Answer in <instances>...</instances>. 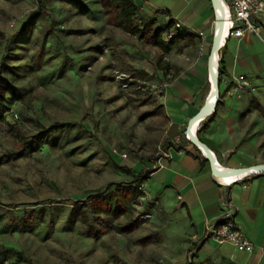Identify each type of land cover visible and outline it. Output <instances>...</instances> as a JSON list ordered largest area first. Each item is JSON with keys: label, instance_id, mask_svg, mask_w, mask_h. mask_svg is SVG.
<instances>
[{"label": "rangeland", "instance_id": "374dc122", "mask_svg": "<svg viewBox=\"0 0 264 264\" xmlns=\"http://www.w3.org/2000/svg\"><path fill=\"white\" fill-rule=\"evenodd\" d=\"M131 1L136 26L166 28V42L180 37L168 55L114 28L109 0H0V264H223L180 199L171 202L170 188L154 186L165 172L150 180L155 171L139 152L119 159L130 146L167 152L169 141L182 139L184 121L171 128L186 115L171 112L165 98L171 90L180 104L193 84L186 107L199 111L210 46L206 38L201 47L198 33L208 27L197 23L210 14L192 7L174 17L161 0ZM172 17L185 26L175 28ZM232 58L245 83L218 82L215 113L198 138L227 166L261 165L264 64L259 49ZM115 72L131 78L128 88ZM237 184L264 192V175ZM127 187L141 193L127 213L90 208L91 198ZM224 192L218 203L231 204ZM253 250L264 253V240Z\"/></svg>", "mask_w": 264, "mask_h": 264}, {"label": "crops", "instance_id": "0c3cea01", "mask_svg": "<svg viewBox=\"0 0 264 264\" xmlns=\"http://www.w3.org/2000/svg\"><path fill=\"white\" fill-rule=\"evenodd\" d=\"M261 1L264 3V0ZM161 5H164L168 9L169 14L174 17H184L186 14H189L190 11L192 13V7H202L203 11L208 10L210 19L206 21H199L197 24L201 28L208 27V31H206L205 34L209 33L214 20L209 0H161ZM198 16L199 14L197 13V17ZM174 17H172L171 19H175L180 22L182 26H185V24L181 22L179 18ZM261 35L264 36V31H261ZM238 40H243V44L241 43V46L237 49L236 42ZM258 49L260 54L258 66L262 68V64H264V46L261 44L259 39L252 35H244L242 38H228L220 52L221 64L224 70L223 78L226 80H229V78L231 77L237 78L234 74L239 73L243 69V66L241 67L239 65H233L232 57L236 55V53L237 56H243L246 51L252 52ZM204 66L206 73V59L204 61ZM233 67H235L234 70H232ZM232 71L234 73H231ZM239 76L242 75H238V77ZM192 85L193 84L188 85L190 89L185 90L186 92H184V94H181L180 104H176V102H174V100L172 99L173 94H171V90L167 92L165 103L168 105V109L171 112L177 111V113H180L179 111H181L184 115H186L184 117L181 116L182 119L180 120L177 117L173 118L174 125L171 128L172 133L178 130V127L176 125L177 123H179V121L180 123L184 121V126H186L188 121L196 115V110L189 111L186 107L187 99H191L194 94V90L191 89ZM206 92L204 94L200 108L203 106L206 100ZM215 110L216 108L214 107L213 113L210 116L206 117L200 123L196 131V135L197 132H199V130L202 128L203 124L208 120V118L215 113ZM196 139L200 141L197 136ZM201 143L211 151L216 164L219 163L218 165L224 169H253L259 166L262 167L264 165L261 164L257 166L235 167L236 164L234 162H230L231 165L227 166L224 163L223 155L218 154L203 142ZM185 144L186 142L182 141L178 146L172 145L169 148L168 152L170 157L169 159L162 161V164L164 166L163 169L151 173L150 180L151 177H153V175L158 171L165 172L163 174V178L154 186H164L165 188H170L172 193H170L169 195V201H174L175 197L180 199L186 213H190L194 217L196 224H198L200 227L202 226L200 229L201 234L206 225L213 224L219 219L221 210L220 203H218L220 197L219 195L225 194V190H230V202L233 208L232 212L234 220L239 225L248 241L253 244L254 249H256V247H261V244L264 240V224L262 225V215L264 213V192H255L254 186H252L250 189H247V191H243L242 189H240L239 184L237 183L228 188L217 187L210 179V169L208 162L206 161V159L199 156L196 149L190 148V151L192 152H183L179 154L173 151V146L178 150V148L182 147ZM262 179L263 178H258V180L253 181V183L255 184V182ZM205 248H207V250H210V248H212L214 251L217 250V254H219V256H217L216 258L223 259V264H264V253L261 252L260 254L257 250H253V252L251 253L238 252L230 245H214L212 244V242L205 243Z\"/></svg>", "mask_w": 264, "mask_h": 264}, {"label": "built area", "instance_id": "2783aa9c", "mask_svg": "<svg viewBox=\"0 0 264 264\" xmlns=\"http://www.w3.org/2000/svg\"><path fill=\"white\" fill-rule=\"evenodd\" d=\"M110 3H112V0H109ZM210 7L212 9L213 13V19H216L218 21V15L220 11L224 14V19H226V24L228 28V38H242L244 35H252L259 39L261 44L264 46V36L261 35L262 26L257 20L256 16L260 17L261 19H264V3L261 0H209ZM222 9V10H220ZM173 25L175 28L179 29L181 27V23L178 22L175 19H171ZM214 21V20H213ZM168 34L165 32L163 34L162 40L166 42L165 37H167ZM216 36V27L215 23L213 22L211 29L208 34H204L199 32V43L201 47L203 48L206 38H208L209 42V50L211 49L212 43L214 41V38ZM220 47L217 49V52L219 54L218 57V64H217V75L216 80L221 81L223 79V76L219 79V71H220V64H221V49ZM202 55V53H201ZM115 78L118 82L121 83V86L123 88H128V86L131 83V78H129L127 75L123 73L115 72ZM238 82L245 83V80L242 76H239L236 78ZM168 85H164V88H167ZM2 123H6V120ZM1 124V123H0ZM186 128V127H185ZM189 132H184V135L182 139H179L176 137L174 140L169 141L170 146L172 145H179L182 141H185L186 144L182 147L178 148V153H183L184 151L191 152L190 148H194L197 150V153L199 156L205 159V155L198 149V147L193 144L194 142L191 141L188 138ZM168 148V151H169ZM135 147H128L125 151L126 153L119 154V159L121 161H127L128 156L127 153L135 152L138 153L143 160H145V164L148 166V168L153 169V171L163 169L162 161L169 159L170 155L169 152L162 150L160 147H157V152L155 153L151 151L141 150ZM209 164V163H208ZM214 164L216 163H210L209 169H210V179L217 187H231L230 185H224L221 184L216 179V171L214 169ZM219 164V163H218ZM218 164H216L218 167H220ZM252 176H261L260 175H248L245 176L240 181H236L235 184L238 182L244 181L246 178L252 177ZM234 185V184H233ZM220 216L219 219L213 223L208 224L205 226L200 239L204 243L212 242L216 245H223L227 244L232 246L236 251L238 252H245V253H251L254 249L253 244L248 241L244 233L242 232L239 225L234 220L233 212L231 209V204H229L227 201H221L220 203Z\"/></svg>", "mask_w": 264, "mask_h": 264}, {"label": "trees", "instance_id": "16d2710c", "mask_svg": "<svg viewBox=\"0 0 264 264\" xmlns=\"http://www.w3.org/2000/svg\"><path fill=\"white\" fill-rule=\"evenodd\" d=\"M111 25L120 30L122 33L144 42L146 45L158 49L162 54L168 55L171 48L177 46L181 40L179 36H174L168 42L162 40L164 30L154 28L153 23H147L141 28L133 22L135 14V5L131 0H112L109 9ZM172 22V21H171ZM170 25V23L168 24ZM224 75L222 64H220L219 79ZM3 103L0 99V123L5 121L2 109ZM201 130V129H200ZM199 130V132H200ZM197 132V138L199 135ZM199 139V138H198ZM144 175H149L144 174ZM145 176L142 177L143 180ZM140 191L136 188H117L112 193L104 197L91 198L89 201L90 208L95 213L114 212L121 215L128 212L131 203L140 197Z\"/></svg>", "mask_w": 264, "mask_h": 264}, {"label": "bare ground", "instance_id": "6f19581e", "mask_svg": "<svg viewBox=\"0 0 264 264\" xmlns=\"http://www.w3.org/2000/svg\"><path fill=\"white\" fill-rule=\"evenodd\" d=\"M222 10V9H220ZM214 22V21H213ZM218 23L220 24L221 27V31H222V35L219 41V45L218 48L222 47L224 45V43L226 42V38L228 36V28H227V24H226V19H224V14L220 11L219 15H218ZM218 57L219 54L217 51H215L213 53V55L211 56V60H210V70L212 72L213 77H216L217 75V64H218ZM215 91H214V83L212 82L211 84H209L208 82V92L206 95V100L203 104L202 107L206 106V109L204 110V113L200 116H194V122L193 125L188 129L189 134L188 137L191 138V140L194 141L193 144H195L198 149H200V151L204 154V155H209V158L211 159V161H213L214 163H216L213 154L211 153V151L206 148L205 146H203V144L200 141H195L194 138H196V131L200 125V123L208 116H210L213 113V105L215 103ZM214 169L216 171V179L224 185H230L232 186L233 184H235V182L238 180L240 181L241 179H243L245 176L248 175H264V168L259 166L253 169H247L245 172L236 175L232 170H227L224 169L222 167H218L216 164L213 165ZM238 183V182H237Z\"/></svg>", "mask_w": 264, "mask_h": 264}, {"label": "water", "instance_id": "95a60500", "mask_svg": "<svg viewBox=\"0 0 264 264\" xmlns=\"http://www.w3.org/2000/svg\"><path fill=\"white\" fill-rule=\"evenodd\" d=\"M214 23H215V27H216V36L214 38V41L212 43V46H211V49L209 51V55L206 59V75H207V82H209V84H211L212 82L214 83V91H215V95H216V98H215V103L213 105V107L216 106L217 104V101H218V97H219V93H218V82L219 80H216V77H213L212 75V72L210 70V60H211V56L213 55V53L215 51H217L218 49V45H219V41H220V38H221V35H222V31H221V27H220V24L218 23V21L216 19H214ZM206 109V106L204 107H201L199 109V111L196 113V116H200L204 113V110ZM193 122H194V119L191 118L187 125H186V129H185V132H189L188 129L193 125ZM190 140L191 138L188 137ZM195 141H197L196 138H194ZM193 141V140H191ZM194 142V141H193ZM205 159L206 161L210 164V163H213V161H211V159L209 158V155H205ZM264 168V165L262 166ZM247 169L246 168H240V169H234L232 170L236 175L238 174H241L243 172H245Z\"/></svg>", "mask_w": 264, "mask_h": 264}]
</instances>
